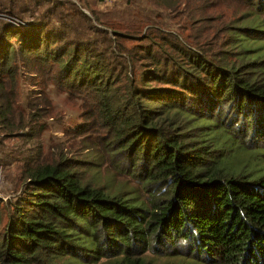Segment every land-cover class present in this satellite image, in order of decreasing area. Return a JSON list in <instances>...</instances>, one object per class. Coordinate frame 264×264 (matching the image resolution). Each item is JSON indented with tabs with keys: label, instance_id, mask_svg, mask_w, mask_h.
<instances>
[{
	"label": "trees",
	"instance_id": "obj_1",
	"mask_svg": "<svg viewBox=\"0 0 264 264\" xmlns=\"http://www.w3.org/2000/svg\"><path fill=\"white\" fill-rule=\"evenodd\" d=\"M172 1L0 0V264H264V165L229 158L264 151V0ZM51 89L76 150L43 143Z\"/></svg>",
	"mask_w": 264,
	"mask_h": 264
},
{
	"label": "rangeland",
	"instance_id": "obj_2",
	"mask_svg": "<svg viewBox=\"0 0 264 264\" xmlns=\"http://www.w3.org/2000/svg\"><path fill=\"white\" fill-rule=\"evenodd\" d=\"M61 1H65V2L69 1V2H72L74 5V6L69 5V4L64 5L63 10L71 11L73 8H78V9H81L82 12H84L88 16H90V10H95L101 13L107 12L110 14L109 16L114 17L115 16L114 12L116 10L134 11L133 10L134 8L150 6L149 4L146 5L147 0H135L133 1L132 5H128V3L125 2L126 0H106V1L104 0H61ZM161 2H163L164 4L169 3L170 5L174 3V1L172 0H161ZM230 4L231 6H233L232 3ZM163 11L166 14V18H165V25L161 27L162 32H164L165 34H173V33L179 34L180 40L184 38L185 35L190 34V30L187 29L188 27H186L185 29H181L178 23L180 22L181 24H185L187 21V17L183 13L182 5H179L177 8L176 6H172V8L163 9ZM5 18H9V17H5ZM197 18L198 20H200L202 17H197ZM3 20L5 21V19H0V21H3ZM188 21H191V20L189 19ZM199 25H202V22L197 23V27ZM147 31H148V26L142 28L139 35H136L135 37H133L134 40H123L121 42L125 46L131 47L134 44L140 43V41H137V40L140 39L144 34H146ZM165 39L167 40V38ZM118 60H121V59H118ZM137 69H141V68L138 67ZM129 70L131 69L129 68ZM20 84H21V89L23 93L27 92V89L31 88L30 80L25 77L21 79ZM50 95L53 100V103L56 105V112L52 115L51 118L50 117L48 118L49 125L42 135L43 143L45 142L46 144H48V143L66 142L68 145H72L74 150H76L78 146V141L72 137L73 134L70 132H74L76 127L82 121L80 117L79 106L77 105L76 102L67 98L66 95L57 93V91H55L54 89H51ZM6 144L7 146L13 147L14 149L20 148V141H17V140L7 141ZM263 154H264V151H261L256 156L253 157L251 153L241 151L236 155H231L229 158H230V161L233 163L232 165L235 167H238L236 165L241 166L242 163L246 161L248 163L249 169H259V168H262V166L264 165V155Z\"/></svg>",
	"mask_w": 264,
	"mask_h": 264
},
{
	"label": "built area",
	"instance_id": "obj_3",
	"mask_svg": "<svg viewBox=\"0 0 264 264\" xmlns=\"http://www.w3.org/2000/svg\"><path fill=\"white\" fill-rule=\"evenodd\" d=\"M0 19H5L7 21H9L12 24L18 25V23L16 22V20L12 19V18H5L3 16L0 15Z\"/></svg>",
	"mask_w": 264,
	"mask_h": 264
}]
</instances>
